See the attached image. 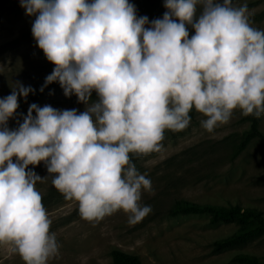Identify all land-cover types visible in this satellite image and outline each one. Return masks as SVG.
<instances>
[{"label":"clouds","instance_id":"clouds-1","mask_svg":"<svg viewBox=\"0 0 264 264\" xmlns=\"http://www.w3.org/2000/svg\"><path fill=\"white\" fill-rule=\"evenodd\" d=\"M19 3L35 17L32 37L54 65L39 91L55 82L86 106L78 113L33 103L10 129L18 97L35 90L17 81L0 98V250L24 264H48L59 253L35 187L46 176L29 165L44 163L82 219L122 211L135 224L151 212L139 202L152 184L130 154L159 152L165 130L186 129L192 110L208 133L235 109L264 115V30L252 26L246 3L164 0L162 18L151 22L129 0Z\"/></svg>","mask_w":264,"mask_h":264},{"label":"rangeland","instance_id":"rangeland-1","mask_svg":"<svg viewBox=\"0 0 264 264\" xmlns=\"http://www.w3.org/2000/svg\"><path fill=\"white\" fill-rule=\"evenodd\" d=\"M129 2L135 5L137 16H147L149 22L162 18L166 11L164 0ZM232 3H246L252 26L264 30V0ZM34 19L25 15L19 0H0V98L9 95L17 81L35 89L51 73L31 34ZM46 104L59 110L76 109L78 113L86 107L75 95L66 97L62 89L49 91L37 103L41 107ZM202 119L205 117L195 112L186 129L165 130L159 152L130 154L137 171L152 184L150 193L142 190L139 202L150 205L151 212L135 224H129L122 211L98 221L82 219L76 203L65 200L52 185L44 163L29 165L39 176H46L35 187L52 221L50 232L55 233L59 244L58 255L48 264H113L111 248L137 257L141 264H235L231 259L239 251L264 255V237L215 254L212 242L231 234L233 224L210 225L206 215H166L176 199L198 204L239 202L264 214V141L254 138L233 156L241 134L249 127L241 111L233 110L229 122L212 133L201 127ZM7 126L11 127L10 119ZM259 130L264 133V115L259 118ZM0 264L24 262L18 255L0 250Z\"/></svg>","mask_w":264,"mask_h":264},{"label":"trees","instance_id":"trees-1","mask_svg":"<svg viewBox=\"0 0 264 264\" xmlns=\"http://www.w3.org/2000/svg\"><path fill=\"white\" fill-rule=\"evenodd\" d=\"M53 67L54 65L49 62L50 72H52ZM42 85L43 83L38 85L34 89V93H30L26 99H18L19 107L16 110V114L10 118V129L18 127V124L23 122L24 110L29 105L33 103L37 104L49 91L61 89L59 84L54 82L44 87L43 92H41L39 89ZM91 99H96L94 92ZM195 112V110H192L190 117ZM242 118L248 121L249 127L241 134L239 143L233 150V156L241 152L254 138L264 141V133L259 130V118L251 115H242ZM166 215L169 217L206 215L210 225L233 224L235 230L231 234L212 242V252L215 254L243 246L253 239L264 237L263 212L257 207L243 205L239 202L230 203L227 201L223 204L217 202L198 204L184 199H176L167 209ZM109 254L113 264H141L137 257L116 248H111ZM231 260L235 264H264V255L256 256L248 252L239 251L233 255Z\"/></svg>","mask_w":264,"mask_h":264}]
</instances>
